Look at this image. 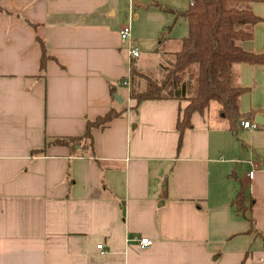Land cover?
<instances>
[{
	"label": "crops",
	"instance_id": "obj_1",
	"mask_svg": "<svg viewBox=\"0 0 264 264\" xmlns=\"http://www.w3.org/2000/svg\"><path fill=\"white\" fill-rule=\"evenodd\" d=\"M188 6L0 0V264H264V127L241 125L264 117V65L232 66L246 89L235 131L209 108L180 138L188 101L129 97L144 68L140 55L129 62V44L141 52L162 38L177 52L182 38L166 31L172 19L187 26ZM249 9L264 19V3ZM126 26L130 43L119 37ZM252 30L240 46L264 55V20ZM111 109L122 114L91 129L90 147L56 143ZM238 192L252 232L232 205Z\"/></svg>",
	"mask_w": 264,
	"mask_h": 264
},
{
	"label": "trees",
	"instance_id": "obj_2",
	"mask_svg": "<svg viewBox=\"0 0 264 264\" xmlns=\"http://www.w3.org/2000/svg\"><path fill=\"white\" fill-rule=\"evenodd\" d=\"M188 8L180 13L187 23L188 35L181 39L177 52L171 54L172 60L166 62L160 80L146 79V87L142 91L132 89L133 72L130 80L129 97L139 104L149 100L173 99L188 101L177 122V131L182 133L191 128V116L203 114L211 103L218 105L219 117L228 123L227 129L235 131V124L242 121L245 115L240 113L239 97L246 89L237 87L232 81L234 64L264 65V55L244 50L240 43L253 39L252 28L264 19L256 16L247 7L248 3L264 0H188ZM1 11V8H0ZM40 42L42 57L41 69L47 59L44 44ZM122 112L111 109L94 121H86L85 131L81 137L56 139V143L74 147L81 141H88L90 147L92 128H103ZM48 145V142H47ZM232 205L250 224V232L254 230L251 217H246L247 208L242 203L238 192ZM264 241V240H263Z\"/></svg>",
	"mask_w": 264,
	"mask_h": 264
},
{
	"label": "rangeland",
	"instance_id": "obj_3",
	"mask_svg": "<svg viewBox=\"0 0 264 264\" xmlns=\"http://www.w3.org/2000/svg\"><path fill=\"white\" fill-rule=\"evenodd\" d=\"M157 3L161 5L162 11L166 9L165 7L166 5L164 2L159 1ZM250 5L251 4L248 3L247 7L249 8ZM158 15L159 16L162 15V17H164V20H166L167 18H169L170 20V16L166 15L165 13L158 12ZM170 25L173 26L171 28L172 30L166 31V34H168L169 38H182L183 39L188 35L187 26H185L183 22H181L180 19L176 21L175 23L173 19L170 20V23L168 26ZM170 32H171V35H170ZM173 36H177V37H173ZM162 40H163L162 38L161 39L159 38L155 45L147 44V43L142 44L138 65L141 64L144 66V68L142 70L138 69V71L135 70L133 83L131 85V86H134V88L131 87L132 89L136 91H142L146 87V84H147L146 79L160 80L162 78L163 72L161 68L163 66H166L167 61L172 60L171 53H167L169 52L168 49H170V47L172 48V50L173 48H175V43L167 45L166 43L164 44ZM131 88L129 87V90ZM209 108L211 109L212 112H217V114L219 115V112H218L219 107L217 104L211 103ZM223 121L226 122L225 120Z\"/></svg>",
	"mask_w": 264,
	"mask_h": 264
},
{
	"label": "built area",
	"instance_id": "obj_4",
	"mask_svg": "<svg viewBox=\"0 0 264 264\" xmlns=\"http://www.w3.org/2000/svg\"><path fill=\"white\" fill-rule=\"evenodd\" d=\"M119 37H120V40L122 42H128V43H130V40H131V28H130V26L123 27L119 31ZM128 55H129V62L132 59H137L139 57V55H140L139 49L137 47L133 46L132 44H129V47H128ZM125 84L128 85V83H125ZM241 125L244 128H248V129H257V128L260 127L254 121H252V122H250V121H243L241 123ZM254 175H255V171H254V169L251 168L250 171H248V173H247V178L249 180H252L254 178ZM135 241H136L137 245L140 248H142V249L149 248V247L153 246V241L151 239L140 238V239H137ZM97 249L98 250H102L103 249V245L102 244L97 245Z\"/></svg>",
	"mask_w": 264,
	"mask_h": 264
},
{
	"label": "water",
	"instance_id": "obj_5",
	"mask_svg": "<svg viewBox=\"0 0 264 264\" xmlns=\"http://www.w3.org/2000/svg\"><path fill=\"white\" fill-rule=\"evenodd\" d=\"M114 98H115L119 103H122V99L119 98L118 96L115 95ZM254 122H255L256 124H258L259 126L264 127V117H263V116H261V115H259V114L255 115Z\"/></svg>",
	"mask_w": 264,
	"mask_h": 264
}]
</instances>
